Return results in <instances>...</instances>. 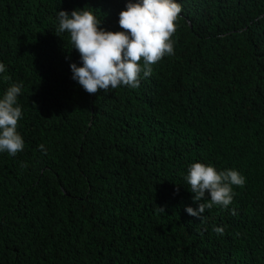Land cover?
I'll return each instance as SVG.
<instances>
[{
    "label": "trees",
    "instance_id": "trees-1",
    "mask_svg": "<svg viewBox=\"0 0 264 264\" xmlns=\"http://www.w3.org/2000/svg\"><path fill=\"white\" fill-rule=\"evenodd\" d=\"M127 2L0 0V98L22 85L25 142L0 153V264H264V0H178L174 54L90 94L58 13L117 32ZM197 162L245 178L228 209L185 211Z\"/></svg>",
    "mask_w": 264,
    "mask_h": 264
},
{
    "label": "clouds",
    "instance_id": "clouds-1",
    "mask_svg": "<svg viewBox=\"0 0 264 264\" xmlns=\"http://www.w3.org/2000/svg\"><path fill=\"white\" fill-rule=\"evenodd\" d=\"M180 13L178 0H128L125 10L119 13L123 31L113 32L101 26V19L93 11L60 10L56 32H67L73 49L80 54L81 63L70 64L72 79L90 94L124 86L138 88L141 78L151 75L152 65L174 54L172 36ZM5 71L6 65L0 62V74ZM21 94L22 85L12 84L0 98V153L9 156L25 146L17 130L22 119L18 104ZM39 147L46 151L43 144ZM185 181L198 204L197 208L187 206L185 211L197 218L214 205L228 209L234 199L233 186L245 184L238 170L218 172L214 166L199 162L189 166ZM231 212L236 214L235 209ZM213 231L222 235L224 228L215 227Z\"/></svg>",
    "mask_w": 264,
    "mask_h": 264
}]
</instances>
